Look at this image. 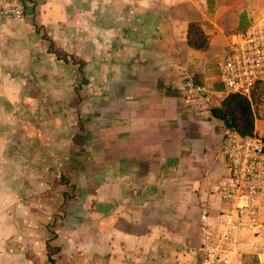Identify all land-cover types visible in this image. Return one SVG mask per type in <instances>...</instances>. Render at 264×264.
Masks as SVG:
<instances>
[{"label":"crops","instance_id":"1","mask_svg":"<svg viewBox=\"0 0 264 264\" xmlns=\"http://www.w3.org/2000/svg\"><path fill=\"white\" fill-rule=\"evenodd\" d=\"M26 2L0 19V264H201L228 128L189 107L182 70L219 106L217 65L264 0ZM259 204L260 236L241 234L230 264H264Z\"/></svg>","mask_w":264,"mask_h":264},{"label":"built area","instance_id":"2","mask_svg":"<svg viewBox=\"0 0 264 264\" xmlns=\"http://www.w3.org/2000/svg\"><path fill=\"white\" fill-rule=\"evenodd\" d=\"M26 0H0V19H23ZM219 81L226 93L241 94L250 99L258 82H264V14L250 26L232 36L225 57L218 63ZM184 97L196 111L210 110L217 93L198 83L185 70ZM226 176L220 191L225 208L213 215L205 207L201 215L202 242L195 250L201 254V264H230L239 253L240 235L249 233L255 239L261 233L260 200H264V140L254 134L241 137L228 129L223 145ZM251 245L257 251L256 243Z\"/></svg>","mask_w":264,"mask_h":264},{"label":"trees","instance_id":"3","mask_svg":"<svg viewBox=\"0 0 264 264\" xmlns=\"http://www.w3.org/2000/svg\"><path fill=\"white\" fill-rule=\"evenodd\" d=\"M188 44L196 50L208 48L207 36L198 24H190ZM264 97V82H258L251 91L250 99L241 94L227 93L219 106L210 109L211 114L222 120L228 129L238 131L241 137L255 134V104Z\"/></svg>","mask_w":264,"mask_h":264},{"label":"rangeland","instance_id":"4","mask_svg":"<svg viewBox=\"0 0 264 264\" xmlns=\"http://www.w3.org/2000/svg\"><path fill=\"white\" fill-rule=\"evenodd\" d=\"M264 105V97L261 98L256 104H255V108H259L260 106Z\"/></svg>","mask_w":264,"mask_h":264}]
</instances>
